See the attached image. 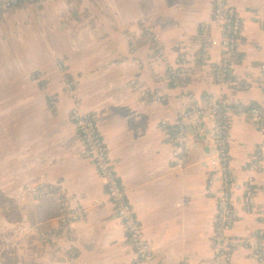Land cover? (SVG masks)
Returning <instances> with one entry per match:
<instances>
[{"label":"crops","instance_id":"obj_1","mask_svg":"<svg viewBox=\"0 0 264 264\" xmlns=\"http://www.w3.org/2000/svg\"><path fill=\"white\" fill-rule=\"evenodd\" d=\"M231 3L244 26L242 59L232 69L233 78L249 86L243 91L212 81L210 67L220 60L217 47L211 51L209 68H200L194 56L189 86L183 93L170 86L165 62L150 43L132 51L126 38L139 40L147 26L162 37L160 49L172 62L182 39L194 52L197 28L209 20L211 0H39L0 19V191L20 210L17 224H9L0 214V242L14 239L27 226L39 227L36 204L27 188L57 185L85 212L74 226L75 262L70 264H131L124 230L107 202L103 180L84 157L69 119L70 104L55 79L52 60L63 58L82 107L95 115L109 156L119 162L116 172L155 248L156 263L184 264L188 258L189 264H210L215 204L204 190L205 161L213 146L205 142L194 147L191 136L193 164L186 172L174 174L168 161L171 148L159 124L176 118L206 93L222 96L233 105L255 103L264 111L258 85L264 79L260 70L264 0ZM210 31L218 42V30ZM38 71L53 78L50 92L59 98L54 110L33 82L32 75ZM140 88L156 93L163 103L144 105ZM228 142L229 172L240 183L249 178L256 183L251 210L243 209L240 194L234 198L238 221L232 235L255 238L264 233V167L261 174L253 175L247 173L246 164L264 144L263 136L246 117H236ZM51 227L55 228V219ZM18 259L19 264H67L48 254ZM235 264L257 262L242 251Z\"/></svg>","mask_w":264,"mask_h":264},{"label":"built area","instance_id":"obj_2","mask_svg":"<svg viewBox=\"0 0 264 264\" xmlns=\"http://www.w3.org/2000/svg\"><path fill=\"white\" fill-rule=\"evenodd\" d=\"M37 1L39 0H0V19L10 17L17 10L19 3L30 4ZM231 1L211 0L210 19L197 28L194 52L190 51L189 43L182 39L175 46L176 57L172 62L166 60L160 49L162 37L159 34H153L144 25L143 30L155 43L159 59L165 62L166 74L174 90L183 93L187 90L194 56L200 68H209L211 51L215 47L219 49L220 60L213 68L210 67L212 81L217 86L235 91L249 88L247 83H242L232 76V69L241 62L239 50L245 44V40L242 16ZM212 28L220 33L218 42L211 36ZM126 38L128 41L133 40L130 37ZM130 49L133 50L132 45ZM52 63L56 71L55 79L62 88L61 92L66 102L70 104L69 119L83 146L84 157L92 163L97 176L103 180L107 202L113 207L114 214L126 235L128 246L132 251L131 264H157L155 248L146 238L143 227L128 199L116 172L119 162L109 156L95 115L82 107L81 100L75 91V84L68 75L65 60L54 58ZM260 70L264 75V65L260 67ZM32 77L50 110L56 109L59 98L50 92L53 78L43 71H38ZM259 87L264 95V79L260 81ZM138 92L141 102L146 106L163 103L159 95L145 88H140ZM241 116L250 120L264 140V111L261 108L246 110L242 105H233L222 96L211 93L204 94L197 104L184 109L176 118L163 120L159 124V130L163 132L171 148L168 161L174 174L186 172L193 164L190 152L191 136L187 125L197 137L213 146L211 157L205 161L207 180L204 190L205 197L215 204L212 219L213 233L210 238L212 255L210 264H235L237 255L242 251L249 254L257 264H264V233L250 239L236 238L232 235L238 221L234 198L240 194V204L243 209L251 210L256 184L251 178L240 183L229 172L228 135L234 118ZM170 133H174L175 137L170 138ZM263 148L264 144L260 145L248 158L247 173L256 175L263 172ZM187 182H190V179ZM39 187L26 190L31 194L36 205L40 198L36 192ZM49 188L54 191L51 196L59 211V216L55 219V228L51 227L48 231H39L34 228L29 234L23 232L12 240H4V247L15 251L22 260H31L38 253L48 254L52 260L63 259L67 264L74 263L75 256L72 253L74 226L83 218L85 212L69 199L63 188L57 185H51ZM95 205H100V202L96 201ZM24 211L23 213H27ZM31 245H35L37 252L31 251ZM184 264H189L188 258H185Z\"/></svg>","mask_w":264,"mask_h":264},{"label":"trees","instance_id":"obj_3","mask_svg":"<svg viewBox=\"0 0 264 264\" xmlns=\"http://www.w3.org/2000/svg\"><path fill=\"white\" fill-rule=\"evenodd\" d=\"M25 5L27 4L19 3L17 5V9L24 7ZM148 43L151 44L152 49L156 52L157 49L155 43L142 30L141 38H139V40L130 41L129 45L133 46L132 51H137L139 48H141L140 46L147 45ZM240 58H242V56H240ZM252 108H259V107L255 103H251L250 105L245 107L246 110ZM174 137L175 134L170 133V138H174ZM36 192L40 196L37 205L35 207V215H36L37 223L39 225L38 230L48 231L50 228V222L59 216L57 204L51 196V194H53L54 191L49 188V185H43L37 188ZM0 214L9 224H17L18 222L17 217L20 214V210L16 202L8 199L5 196V194H3L1 191H0ZM4 246H5V242H0V264H19V259L16 252L11 249L5 248Z\"/></svg>","mask_w":264,"mask_h":264},{"label":"rangeland","instance_id":"obj_4","mask_svg":"<svg viewBox=\"0 0 264 264\" xmlns=\"http://www.w3.org/2000/svg\"><path fill=\"white\" fill-rule=\"evenodd\" d=\"M209 19H210V17H209ZM241 82H242V83H246V81H241ZM258 85H259V84H258ZM259 88H260V87H259ZM241 117H242V116H241ZM237 118H239V117H237ZM233 121H234V120H233ZM263 141H264V140H263ZM85 159H86V158H85ZM86 160L88 161V159H86ZM90 163H91V162H90ZM91 164H92V163H91ZM93 167H94V166H93ZM94 169H95V167H94ZM95 172H96V171H95ZM27 213H28V212H27ZM27 213H24V216H27V215H28ZM29 230H30V231H29ZM32 230H33V229H30V226H27L25 229L22 230V232L19 231V232H18V235L21 234V233H23V232L26 233V234H29V233L32 232ZM18 235H17V236H18ZM31 251H32V252H37V251H36V247H35V245H31ZM58 260H59V259H58ZM58 260H56V261H58ZM25 261H26V260H25Z\"/></svg>","mask_w":264,"mask_h":264},{"label":"water","instance_id":"obj_5","mask_svg":"<svg viewBox=\"0 0 264 264\" xmlns=\"http://www.w3.org/2000/svg\"><path fill=\"white\" fill-rule=\"evenodd\" d=\"M186 125H187V124H186ZM187 128H188V131H190V133H189L190 136L193 137V146H194V147L197 146V144H199V145H201V146L205 145V141H204L203 139L197 137V136L194 134V132L192 131V129H191L190 127H188V125H187Z\"/></svg>","mask_w":264,"mask_h":264}]
</instances>
